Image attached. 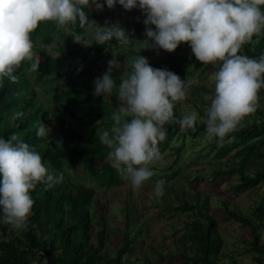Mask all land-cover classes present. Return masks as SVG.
Returning a JSON list of instances; mask_svg holds the SVG:
<instances>
[{
  "label": "trees",
  "instance_id": "16d2710c",
  "mask_svg": "<svg viewBox=\"0 0 264 264\" xmlns=\"http://www.w3.org/2000/svg\"><path fill=\"white\" fill-rule=\"evenodd\" d=\"M104 1L98 0L99 3ZM261 7L264 10V6ZM83 10L90 21H100L103 27L118 24L123 28L129 36V48L121 47L122 43L115 39L98 45L95 38L86 48L83 43L75 42L74 36L84 41L88 30L81 28L78 23L69 25L68 33H65L54 22L43 21L30 34L34 60L22 63L15 73V82L6 80L4 86L0 87V138L9 139L12 134H17L41 155L50 174H63V181L50 188L39 183L31 192L34 205L25 229L16 230L0 222V264H37L41 260L47 264H130L124 261L122 254L136 248L130 247V242L141 232L144 222L140 223L131 237L124 231L122 244L111 256L103 248L105 219L97 215V220H94L97 207L92 200L94 188L70 182L66 175L67 170L78 166L87 173L90 181L104 188L116 186L126 178L123 170L117 171L111 167L107 159L109 149L100 142L99 134L110 130L112 126L111 115L117 110L115 106L119 102L117 88L131 71L125 63L129 58L140 54L147 58L150 66L166 69L185 80L191 92L186 102L192 106L189 112H182L177 103L174 115L180 118L187 113L198 114L195 130H181L178 124L165 125L166 137L158 143V148L160 153L164 150L171 152L173 148V159L164 169H157L156 175L146 181V185L161 179L167 182L177 177L181 171L179 159L184 150L183 141L196 137L201 139L206 133L205 125L199 118L204 116L210 103L205 99L206 95L213 94L214 89H207L203 85L191 86L190 81L194 75L201 79L210 70L217 71L219 65L200 64L186 43L171 53L158 48L141 51L139 48L133 52L131 46L136 43L137 32L141 27L139 8L130 11L123 8L135 20L132 28H126L122 23H110L109 10L104 15L96 8L92 12L88 8ZM51 42H55V47H50V52L43 51L41 46ZM51 50L57 51L58 55H53ZM157 51L163 53L162 57L154 56ZM240 54L250 58L264 54V35L254 36L252 43L245 44ZM113 55L116 60L123 62L120 65L126 73L122 77L111 73L117 86L112 96L94 95V82L108 70V61L114 58ZM37 60V69L31 70V65ZM98 63H101V67L95 72ZM43 88L49 93L53 106L58 107V114L47 119L50 122L48 125L53 127L49 136L37 137V128L40 123L44 124L46 115L39 110L41 105L35 100L34 92ZM263 93L264 89H261L259 97ZM75 106L84 108V114L76 115L73 110ZM255 113L260 117L258 122L252 118L250 124L238 125L223 141L217 138L209 140L208 137L203 140L206 142V154L213 151L210 160L214 165L207 176L195 175L190 180L192 184L204 180L213 187L217 182L236 175L235 180L228 185L232 193L264 185V112L257 107ZM77 127H84L83 132ZM175 140H180V144L173 146ZM223 157H227L228 162L221 166L220 159ZM191 193L193 201L181 197L175 205L165 202L160 209L161 215L165 210L173 212L170 216L190 212L189 219L184 221L182 227L174 229V250L167 249L165 254L157 252V262L152 263L141 254V264H168L172 259L181 260L177 264H218L217 255L224 246L217 231L218 220H229L242 226L246 234L242 239L246 244L244 252L251 256L249 264H264V194L244 211L230 209L222 200L221 206L217 207L221 214L216 218L210 212L208 197L201 195L197 189ZM91 230H94L93 237ZM155 251L160 250L151 249L152 253ZM228 264L239 263L236 257H232Z\"/></svg>",
  "mask_w": 264,
  "mask_h": 264
},
{
  "label": "clouds",
  "instance_id": "9594fccd",
  "mask_svg": "<svg viewBox=\"0 0 264 264\" xmlns=\"http://www.w3.org/2000/svg\"><path fill=\"white\" fill-rule=\"evenodd\" d=\"M105 3L109 9L117 3L129 11L138 7L145 14L146 39L139 41L140 51L158 48L171 53L186 43L200 64L219 65L212 74L214 92L205 97L209 106L199 118L209 140L223 141L246 116L256 111L259 92L264 89V54L250 58L240 53L254 36L264 35L261 7L264 0H105ZM91 5L98 11L104 6L98 0H0V87L6 80L15 82V73L22 63L34 60L30 34L40 22L52 21L60 30L78 23L81 28L95 29L98 45L113 39L127 44L129 36L118 24L97 27L88 19L83 9ZM74 38L76 43H82L81 38ZM38 63V60L33 63L31 70H36ZM125 63L131 71L116 92L120 107L111 115L110 130L101 132L99 140L109 149L107 159L111 167L123 170L133 190H139L156 175L153 169L162 159L158 143L166 137L165 125L178 124L181 130H195L198 114L175 117L176 104L189 94L188 83L177 74L154 69L140 54ZM120 67L115 56L108 61V70L94 82V95H113L117 86L111 72ZM49 132L40 123L36 135L48 137ZM62 181L63 174H50L41 155L17 134L9 139L0 138V222L16 230L25 229L34 205L31 192L39 183L50 188ZM164 184L162 179L156 182V197L164 195Z\"/></svg>",
  "mask_w": 264,
  "mask_h": 264
},
{
  "label": "rangeland",
  "instance_id": "374dc122",
  "mask_svg": "<svg viewBox=\"0 0 264 264\" xmlns=\"http://www.w3.org/2000/svg\"><path fill=\"white\" fill-rule=\"evenodd\" d=\"M103 3H101L104 5L102 10H99L98 12L101 15H104L105 11L109 10L110 23H122V25L126 28H132L134 26V18L126 14L118 3L112 9L107 7L105 1ZM94 8L95 6H90L88 7V11L92 12V9ZM138 16L141 27L137 32L136 43L131 46V50L133 52H137L139 50V41L146 39L144 35L146 26L143 23L146 16L141 10L139 11ZM95 24L97 27H103V24L100 21H95ZM148 27L153 28L152 25H149ZM65 33H68V29L65 30ZM94 37L95 29H88L85 40L82 41V43H84L83 45L88 48V45L93 41ZM58 39L61 41L60 37ZM55 45V42H51L48 45H42L41 48L45 52H50L49 46L55 47ZM121 47L128 49L129 44H122ZM51 52L53 55H58L57 51L51 50ZM159 55L162 57L163 53L161 51H157L154 56ZM119 63L121 64L123 62ZM100 67L101 63H98V67L94 68V71L98 72L97 69H100ZM117 69L118 68H113L111 73L120 77L124 76L126 71L123 70L122 67H120L119 70ZM215 71L216 70L214 69L210 70L208 74L201 79H198L194 75L190 81V85H203L205 88L213 90L215 85L212 74ZM34 85L37 86L36 83H34ZM44 89L45 88L34 92L36 95L35 100L41 105L39 110H42L43 114L46 115L44 125L52 130L53 127L48 125L50 122H47V119L52 115L55 116L58 114V107L53 106L49 93ZM190 96L191 92L188 94V97ZM178 106L182 112H189L192 105L184 100L182 102H178ZM119 107L120 101L115 108L118 110ZM258 107L261 108L262 112H264V93L259 97ZM73 110L78 116L84 114V108L75 106L73 107ZM252 118L255 119L256 122L260 120V117L254 112L246 116L241 122V125L246 123L250 124L253 121ZM83 128L84 127H77V130L83 132ZM206 138L207 134L205 133L201 138L202 140L196 137L192 140L187 139L183 141L184 150H182L179 159L181 171L177 177L165 182L163 186L164 195L162 197H156L154 194V187L156 183L150 185H146L144 183L139 190H133L130 181L125 178L116 186L104 188L90 181L87 173L82 171L78 166L66 171V175L68 176V180L70 182L83 183L85 186L94 188L95 191L92 200L95 201V204L97 205L96 211H94L96 213L94 220H97V215H101L105 219V239L103 248L106 249L108 254L111 256L115 254L116 249L122 244L121 236L125 230L127 231V236L131 237L134 235L142 222H144V225L142 226L141 232L138 233L136 239L130 242V247L135 246L136 248L129 252H123L122 258L124 261L130 264H141L142 261L139 260V256L144 254L150 263L157 262V252L165 254L167 253V249L173 251V238L176 236L174 229L182 227L184 221L189 219L188 215L190 212L185 211L178 215L174 214V216H170L173 212L165 210L164 214L161 215L160 209H162L161 206L165 202L175 205L181 197L187 199L188 201H193L194 198L191 193L193 190L197 189L201 195H206L208 197L210 212L216 218L220 217L221 210H218L217 207L221 206L220 202L222 200L225 201L228 208L244 211L254 205L264 194L263 184L252 189L243 190L242 192H238L236 194L232 193V191L228 188V185L230 182L235 180L236 175L217 182L213 187H211L210 184L205 183L204 180L192 184L190 180L195 175L202 174L204 177L207 176L210 172V168L214 165V162L210 160L213 151L206 154V149L204 148V144H206V142L203 140H206ZM180 142V140H175L172 145L176 146L180 144ZM171 149V152L168 150L161 152L162 159L154 166L153 170L155 172H157V169H164L169 165V162L173 159L172 154H174L173 148ZM198 151H201L199 155ZM227 162V157L220 159L221 166H224ZM217 231L223 239L224 245L217 255L219 259L218 264H228L229 259L232 257H236L239 264H249L251 256L244 252L246 244L242 239H244L246 234L243 227L237 222L218 220ZM91 235L92 237L94 236V230H91ZM92 240L95 241V238ZM152 248H157L160 251L152 253ZM180 261L181 260L172 259L168 261V264H177Z\"/></svg>",
  "mask_w": 264,
  "mask_h": 264
},
{
  "label": "water",
  "instance_id": "95a60500",
  "mask_svg": "<svg viewBox=\"0 0 264 264\" xmlns=\"http://www.w3.org/2000/svg\"><path fill=\"white\" fill-rule=\"evenodd\" d=\"M151 67H153V66H151ZM154 69H156L155 67H153ZM37 264H47V262L46 261H43V260H41V261H39V262H37Z\"/></svg>",
  "mask_w": 264,
  "mask_h": 264
}]
</instances>
